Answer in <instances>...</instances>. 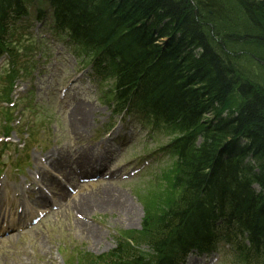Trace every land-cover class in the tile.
Segmentation results:
<instances>
[{"label":"trees","instance_id":"trees-1","mask_svg":"<svg viewBox=\"0 0 264 264\" xmlns=\"http://www.w3.org/2000/svg\"><path fill=\"white\" fill-rule=\"evenodd\" d=\"M120 1L121 0H119L118 4L121 7H129L130 3L134 5L135 11L133 12L132 21L136 23V26L131 33H126L122 29L117 28L115 26V22L112 20L103 21L110 25L101 23L99 26L91 24L90 22H92V20L90 19L87 21L82 20L87 22L86 29L90 31L91 37L95 40L96 45L103 47L109 39L115 44L112 47L114 53L120 50V48L129 52V55L125 58L116 56V54L114 55V58H120L121 64L129 69L132 76H138L137 68L145 66L147 68V75L144 78L145 86L149 89L154 88L158 90L165 98L168 105H171V107L175 109L174 113L180 115H184V111L197 109L195 106H189V104L192 103L189 99H187V95L192 97V102L195 103L197 101L196 97L198 92L193 88V84L191 91L186 90L184 80L189 78L193 83V81L200 75L198 65L203 64L207 58L211 59L216 72L212 74L209 82H212L217 76V82L220 83L221 90L225 91L226 95L229 94L230 90L236 83L243 85V88L239 91L245 98V103H247L246 109L243 105L245 109L244 118L245 120L256 122L259 127L258 123L262 120V118H264V101L255 98V95L250 89L251 85H255L257 83L252 79V76H250L249 72L244 67L231 72V67L228 64V61L223 59V57L227 55L228 52H231L233 55L230 50L228 32L237 31L245 36L242 48H246L247 56L263 58L264 45L259 39L252 37V31H259V35L262 34V36H264V0H221L224 3H229L234 6L237 10V19L232 18L231 20H229L228 16L221 17V15L217 12L218 0H188V2L193 4L200 12V20L194 22L192 26V30L194 31L192 46L201 48V51L198 57L194 56L195 65L192 64L189 66H183L182 69L178 68L179 66L175 61L167 62L164 58H161V55H158L157 60L152 59V61H149L147 60V57L140 55L139 53L141 46L147 45L151 36L149 33L147 34L145 27L138 26L140 23L138 19L143 15L140 12L144 13L153 11L151 4H155V1L165 3L167 0H125L123 1L124 3H121ZM168 2L174 13H177L176 9L179 7V4L174 3L172 0H168ZM127 3L129 4L126 5ZM74 10L77 11V9ZM209 17L213 18L210 26L208 25ZM4 32L5 26L0 20V48L3 44L2 35ZM249 34L251 36H249ZM223 38H226L225 44L227 50H217V39ZM85 40H87L86 37ZM173 45L174 44H172V46ZM217 82L215 83L216 89L217 86H219ZM260 91L263 96L264 90ZM211 94L217 98V94L214 91H212ZM178 97L180 98L178 99ZM149 98L153 97L149 95ZM153 99L156 101L155 98ZM175 100L179 103V107L172 105V102ZM243 106L241 108H243ZM183 117L188 121V118L185 115ZM201 117L202 115H200V118ZM257 131L261 134L258 137L263 138L264 128L262 125ZM197 155L199 158V165L205 163L208 156V146L201 148L197 152ZM196 176L199 177L200 175L197 174ZM241 210H246L245 205L242 206ZM247 214L248 217H250L248 212Z\"/></svg>","mask_w":264,"mask_h":264},{"label":"bare ground","instance_id":"bare-ground-1","mask_svg":"<svg viewBox=\"0 0 264 264\" xmlns=\"http://www.w3.org/2000/svg\"><path fill=\"white\" fill-rule=\"evenodd\" d=\"M172 1L174 3L179 4V7L176 9L177 13H174L168 0L165 3H162L161 1L159 2L155 1L156 2L155 4H151V8L153 9V11L163 19V21L168 25V28L165 27L164 24L160 23L155 15L151 17L150 22L141 21L140 25L142 27H145L150 35L155 34L156 31L163 30L165 32L166 37H168L171 40L175 39L173 56L172 54H167L163 58L167 62L175 61L179 66L178 68L182 69L183 66H189L192 64L195 65V60H194L195 51L192 46L194 31L192 30V26L194 22L200 20V12L193 4H190L188 0H172ZM100 3L102 4V7L98 14L99 16H106L109 14L120 15L121 7L117 3V1L113 3L111 0H100ZM66 7L67 8L63 10V14L68 21L80 22L86 18L84 15L79 14L77 11H75L73 9L74 7L70 6L68 1H66ZM217 12L221 15V17L228 16L229 20H231L232 18L237 19V14H236L237 10L235 9V7L230 5L229 3H224L221 0H218ZM4 17L6 18L7 15L4 14ZM212 21L213 18L209 17L208 18L209 26ZM124 25H128V24H124ZM258 32L259 31H252V37L259 39L264 45V36H262V34L259 35ZM249 36L251 35L249 34ZM244 39L245 36H243L237 31L228 32L230 50L239 59H244V57L242 56V51L245 54L247 53L246 48H242ZM148 45L151 46L153 49V53H152L153 56L159 55L160 45H156L152 41H149ZM166 46L168 48L171 47L170 44H167ZM115 54L116 56L125 58L129 55V52H126L120 48V50L116 51ZM262 59L264 61V56ZM146 69L147 68L145 66L138 67L137 81L143 84H144V78L147 75ZM112 70L114 75L122 74V71L119 70L118 68H113ZM198 70L200 72V75L193 81V83L189 78L184 80L185 81L184 86L186 90L191 91L193 84L194 85L193 88L196 89L198 92L196 97L197 101L195 103L192 102V97L187 95V99H189V101L192 103L189 104V106H195L197 109H190L184 111L183 114L188 118L189 123L194 128H198L200 126L199 123L200 115L204 117V120L206 121L208 127L209 141L211 142V144H208V154L212 156L210 154L211 152L214 155H217L218 153L217 158L222 162V164L228 170L230 175V182L232 186L240 192L244 200L245 209L249 213L253 225L258 231L262 232L264 235V202L258 201L254 192L246 189L245 187L244 189L237 187L238 183L234 179L235 175H232L231 173L232 165L233 162H235V160H232L225 156H221V154H219L221 149L227 154L233 153V151L236 149L238 142L242 138L256 137L255 141H257L259 147H264V137L263 138L258 137L261 134H259L257 131L261 125L264 126V118H262V120L258 123L259 127L257 126L256 122L245 120L244 111L247 107V103H244L245 109L243 106V108L239 110H232L231 108L232 103L236 98L237 92L243 88V85H241L240 83H236L235 86L230 90L229 94L226 95L225 91L221 90L220 83L217 82V76L214 78L212 82H208L212 74L216 72V69L211 59L207 58L203 62V64H199ZM216 82L219 84V86H217V89L215 87ZM146 89L149 92V94H151L156 99V101L160 103L162 106H164L165 108H173L171 107V105H168V103L165 101V98L161 95V93L158 90L154 88L149 89L148 87H146ZM250 89L251 92L255 95V98L264 101V95L262 96V93L260 91L261 89H259L258 84L251 85ZM212 91H214L217 94L216 109L213 108V103L215 102V100L211 98ZM179 98L180 97H178V99ZM218 102H220V104H218ZM172 105L175 107L180 106L179 103L176 102V100L172 102ZM214 114H217V116H225L228 121V125H222L217 129L216 125H212L211 115ZM90 121H91L90 117L81 116L76 118L74 122L71 123V125L74 127L76 131H81L82 126H84L86 123ZM217 130L219 131L217 132ZM122 131L123 130L120 129V127H118V131H117L118 135L115 137L120 138ZM128 134H125L124 136ZM115 137L111 141L112 145H117L115 141ZM248 142L252 144L251 139L248 140ZM243 153L244 155L247 156V153L245 151H243ZM201 186L203 187L204 185L201 184Z\"/></svg>","mask_w":264,"mask_h":264},{"label":"rangeland","instance_id":"rangeland-1","mask_svg":"<svg viewBox=\"0 0 264 264\" xmlns=\"http://www.w3.org/2000/svg\"><path fill=\"white\" fill-rule=\"evenodd\" d=\"M37 28H39V24L31 22L28 30L36 36ZM47 28L48 25L45 26V29ZM40 42L41 45L36 44L30 47L27 52L28 56L33 58L35 48L46 44L45 40H40ZM65 57L74 61V57L70 53L66 52ZM48 61L49 56L46 55L42 62H37L35 59L34 64L35 66L43 64L50 67ZM78 63L81 62L77 60V66ZM10 68L12 67L7 66L5 70L9 71ZM255 69L256 71L262 70L258 64L255 65ZM33 70L31 67L28 80L24 79L29 84V90L33 89L31 84L34 85L35 83L31 79L38 76V83L41 86L40 92L35 88L38 101L42 102L45 99L54 104L55 98L49 97L54 89V80L47 77L45 69L44 73L43 71L37 73L36 70L32 73ZM0 81H4V79L1 78ZM50 82L52 86L47 88ZM95 86V84L92 85L91 98L99 105L101 110H96L94 113L104 114L106 104L99 100V96L95 93ZM50 91V94H46ZM95 99L97 100L95 101ZM55 105V112L60 113L63 110L61 105L57 103ZM65 116V114L60 115L59 133L65 144L74 143L68 121L65 118L63 119ZM39 120L47 123L52 122L46 116L41 117ZM2 159L12 163L6 156H3ZM122 160L123 158L120 159V161ZM13 164L15 165L17 162H13ZM137 178L129 182L110 184L109 192L103 191V187L107 184L88 187L85 193L90 194L86 197V203L81 206L78 203H72L70 208L50 216L35 232L1 244L3 254L0 257V264H73L77 259L76 249L79 247L96 254L108 251L115 246L118 230L140 228L143 219V208L138 197V182L142 178ZM74 211L83 213L85 219H79Z\"/></svg>","mask_w":264,"mask_h":264}]
</instances>
